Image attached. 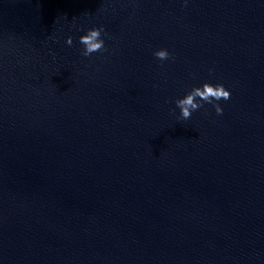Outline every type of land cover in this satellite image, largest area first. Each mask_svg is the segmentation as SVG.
Here are the masks:
<instances>
[{
    "label": "water",
    "instance_id": "95a60500",
    "mask_svg": "<svg viewBox=\"0 0 264 264\" xmlns=\"http://www.w3.org/2000/svg\"><path fill=\"white\" fill-rule=\"evenodd\" d=\"M183 5L0 0V264H264V0Z\"/></svg>",
    "mask_w": 264,
    "mask_h": 264
},
{
    "label": "clouds",
    "instance_id": "9594fccd",
    "mask_svg": "<svg viewBox=\"0 0 264 264\" xmlns=\"http://www.w3.org/2000/svg\"><path fill=\"white\" fill-rule=\"evenodd\" d=\"M187 6V0H184V5ZM103 35H106L103 26L88 29L86 34L79 38V44L83 46L81 55L90 57L94 53H102L106 51ZM68 46H72V37L66 40ZM154 57L163 62L169 59H174L167 49H160L153 53ZM231 99L230 91L226 90L223 84H212L209 82L203 83L199 87H194L182 99L175 101L176 108L180 110L181 120H189L192 113L204 107V104H211L216 112V115H222L223 109L219 101H228ZM174 111V110H173Z\"/></svg>",
    "mask_w": 264,
    "mask_h": 264
}]
</instances>
